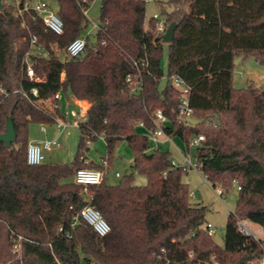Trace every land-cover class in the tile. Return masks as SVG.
I'll return each instance as SVG.
<instances>
[{"label":"trees","instance_id":"16d2710c","mask_svg":"<svg viewBox=\"0 0 264 264\" xmlns=\"http://www.w3.org/2000/svg\"><path fill=\"white\" fill-rule=\"evenodd\" d=\"M54 1L63 21L61 34L49 30L33 10L16 16L11 0H2L0 9V85L7 90L0 96V132L7 116L16 132L9 147L0 141V264H213V260L250 264L260 258L264 254V88L252 81L234 87L233 70L237 56L264 64V0L160 3L166 27L176 22L168 43L156 30L163 19L160 15L145 24L146 0H101L95 40L86 35L83 51L63 59L58 53L65 54L66 45L87 24L82 10H87L90 0ZM31 35L38 38L46 56L28 52ZM164 43L169 77L160 89ZM27 58L35 79L26 75ZM142 58L148 61L139 68L143 88L132 93L125 75L135 73L133 61ZM172 77L188 87L187 101L196 122H177L181 90L171 83ZM32 88L37 96L31 94ZM58 91L88 103L85 118L77 122L78 152L69 162L29 165L28 127L63 118L58 107L45 104ZM37 99L46 101L38 105ZM156 110L166 116L163 129L169 136L186 144L198 134L204 136L187 150L193 148L196 169L206 180L222 185L221 196L232 182L237 184L238 197L224 226L222 246L204 228L207 206L190 201L183 178L187 169L173 166L169 151L151 150L149 135L138 130L140 122L146 131L154 127ZM100 135L107 157L98 167L106 171L115 145L126 140L133 153L131 167L145 175L144 185L135 184L132 174L107 184L105 172L98 184L84 187L74 181L78 168L93 166L86 163L84 153ZM86 205L97 209L109 224L105 236H98L81 218ZM237 219L259 225L262 236L241 233Z\"/></svg>","mask_w":264,"mask_h":264},{"label":"rangeland","instance_id":"374dc122","mask_svg":"<svg viewBox=\"0 0 264 264\" xmlns=\"http://www.w3.org/2000/svg\"><path fill=\"white\" fill-rule=\"evenodd\" d=\"M100 1L90 0L87 8V24L81 31V36L86 37L89 35V40H95L96 25L99 23L100 13ZM146 13L145 24L147 20L153 15L157 14L165 19V14L161 12L160 3L166 5L168 0H146ZM47 4L49 8L56 13L58 10L57 3L54 0H48ZM169 11L170 8L167 7ZM90 33V34H89ZM65 54L59 52L58 56L63 59ZM162 68V76H160L158 86L163 89L168 82L167 75V45L164 43L162 56L160 60ZM252 81L258 87L264 88V64L259 63L253 57H247L242 60L239 56L235 59V66L233 70V85L236 88L246 87L247 82ZM68 102V104L66 103ZM62 112L66 113L63 122L65 126L57 129L55 124L42 125L39 123H31L28 127V139L30 142L42 141L45 139H54L60 143L59 147L53 148L50 151H45L44 162H69L73 160L78 152L79 144V131L77 122L85 118V112L83 111L86 104L74 103L70 93L67 91L61 93ZM47 107L49 103H45ZM189 122L194 123L196 119L192 116L188 119ZM140 132H144L147 135L145 128L139 127ZM150 149H159L161 151H169V157L171 160L177 162V164L184 163V155H188L193 163H195V157L193 155V148L187 150L188 145L184 140L177 136H173L170 140L165 139L163 136L156 143L149 139ZM183 152L184 154H182ZM86 160L91 162L93 166H102L104 160L107 157V148L103 136H98L94 140L88 143V149L85 150ZM111 163L106 168L104 180L107 184H116L125 175L132 174L133 182L138 185H144L146 183L145 175L134 171L130 165L133 153L126 140H120L115 145L113 150ZM116 171L120 173V176H116ZM185 181H187L190 189V201L192 203H201L207 206L205 212L206 222L213 225L215 232L212 235V240L218 245H223L224 226L230 212L235 209V204L238 195L237 184L232 182L227 189L224 190V194L218 193V190L223 189L222 185L216 184L213 186L211 182L206 180L203 172L199 169L189 167L187 172L183 175ZM248 227L251 231H254L256 237L262 236L260 226L252 222L247 221Z\"/></svg>","mask_w":264,"mask_h":264},{"label":"built area","instance_id":"2783aa9c","mask_svg":"<svg viewBox=\"0 0 264 264\" xmlns=\"http://www.w3.org/2000/svg\"><path fill=\"white\" fill-rule=\"evenodd\" d=\"M12 3L15 6V11L14 14L16 16L22 17L23 13L28 10H33L36 13H38L41 16V19L43 23L46 25V27L51 30L55 34H61L63 32V21L62 19L55 13L53 12L48 4L47 1L45 0H24L22 3L19 2V0H11ZM82 2H86L87 0H78ZM83 13L86 15L87 11L86 9L82 10ZM152 17L156 18L158 17L157 14H153ZM158 26H156V30L159 33H164L166 29V25L164 23V20H160L157 23ZM97 28V25H96ZM90 34V33H89ZM30 50L28 52L33 53L34 55H37V57H43L47 55V51L41 47L38 44V38L34 35L30 36ZM86 44V37H82L81 35L75 37V39L71 40L65 47V55L67 56H77L79 55ZM148 61L146 58H142L139 60H134L133 61V66L136 70L135 73H128L125 78V81L127 83V86L132 93H138L139 91L141 92L143 88V81H142V76L140 72V66H147ZM25 71L26 75L31 78L35 79V72L33 68V63L31 60L28 58L25 60ZM171 83L175 86L178 87L181 90V99L178 105V110H177V122L180 124H188L190 123L188 121L189 117H192V108L188 105L187 101V93H188V87L185 85V83L177 78V77H172L171 78ZM7 93V90L5 89L4 86L0 85V96L4 95ZM23 97L27 98L28 95L24 91H20ZM31 94L33 96H37V90L36 88L31 89ZM61 97V92H55L54 95L51 97L50 101V106L51 108H57L58 107V102ZM46 101L42 99H37L34 101V103H39ZM152 124L153 128L150 130V135L149 138L154 141L155 143L160 140V137L163 136L165 139L169 140L170 137L168 134L164 132L163 127L167 124V118L164 115V113L161 110H156L153 115H152ZM55 125L57 129H60L61 127L65 126V123L63 122L62 119H57L55 122ZM144 126L142 122L139 123V126ZM44 125H42V128L44 129ZM204 139V136L202 134H198L194 137H192L188 144V147H195L199 145V143ZM60 143L57 140L54 139H45L42 141H37V142H29L27 149H26V162L29 165H38L43 162V151H50L53 148L59 147ZM185 161L183 164H177L173 159L171 160V164L173 166H181L184 167L185 169L189 167L196 168V164L192 162L190 157L188 155H184ZM89 161L86 160V163ZM105 165V163H104ZM104 168L100 167H90V166H84L81 168H78L74 174V181L78 184L83 185L84 187H87L89 184H98L102 180V177L104 176ZM218 193L221 194V190H218ZM81 218L87 223L88 225L91 226L93 231L100 237L105 236L109 230L110 226L106 222V220L102 217L101 213L95 209L94 207L90 205H86L80 212ZM236 226L238 230L246 235H251L254 236V238H259L256 237L254 231H251L248 227L247 221L246 220H241L237 219L236 220ZM204 228L207 232L208 235L212 236L215 232V229L213 225L210 223L206 222L204 224ZM17 250V245H13V251ZM160 257V255H158ZM165 258L170 261L169 257L165 256ZM212 260L214 257H211ZM213 264H219L218 262L214 261L212 262ZM250 264H264V254L258 258L257 260H254Z\"/></svg>","mask_w":264,"mask_h":264},{"label":"water","instance_id":"95a60500","mask_svg":"<svg viewBox=\"0 0 264 264\" xmlns=\"http://www.w3.org/2000/svg\"><path fill=\"white\" fill-rule=\"evenodd\" d=\"M3 4L2 0H0V9H2ZM176 28V22H170L164 33L162 34L161 38L163 42H171L173 35H174V30ZM16 139V132L14 129L13 121L11 116H7L5 120V126H4V131L0 132V141H2L7 147L10 146L12 142H14Z\"/></svg>","mask_w":264,"mask_h":264},{"label":"crops","instance_id":"0c3cea01","mask_svg":"<svg viewBox=\"0 0 264 264\" xmlns=\"http://www.w3.org/2000/svg\"><path fill=\"white\" fill-rule=\"evenodd\" d=\"M73 100V102L74 103H76V104H78V103H83V104H86V108H88V103L86 102V101H77V100H74V99H72ZM67 104H68V102H66ZM79 105V104H78ZM80 106V105H79ZM58 108H59V111H60V113L63 115V118H59V119H62V120H64V118H65V115H66V113H63L62 112V103H61V97H60V99H59V102H58ZM85 108V109H86ZM85 109L83 110V111H85ZM45 125V124H44ZM139 127H144V126H139L138 125V130H139ZM147 133H149L150 131H146ZM144 133V132H143ZM170 138L172 137V136H169ZM150 139V138H149ZM170 140V139H169ZM29 142H30V140H29ZM106 144V143H105ZM156 149V148H155ZM45 151H43V153H44ZM182 154H184L183 152H181ZM43 156H44V154H43ZM45 157V156H44ZM132 160H133V158H132ZM43 162H44V158H43ZM176 162V161H175ZM177 163V162H176ZM181 164H183V163H180V165ZM130 165H132V161H131V163H130ZM97 168V167H96ZM106 173V172H105ZM116 176H120V173L118 172V171H116ZM187 182V181H186ZM260 230L262 231V229H261V227H260ZM263 232V231H262ZM261 232V233H262Z\"/></svg>","mask_w":264,"mask_h":264}]
</instances>
